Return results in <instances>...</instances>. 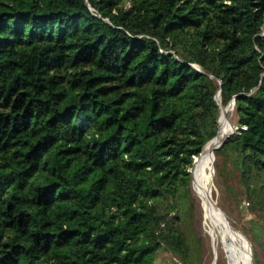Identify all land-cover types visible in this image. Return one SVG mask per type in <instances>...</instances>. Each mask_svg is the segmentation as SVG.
<instances>
[{
  "label": "trees",
  "instance_id": "1",
  "mask_svg": "<svg viewBox=\"0 0 264 264\" xmlns=\"http://www.w3.org/2000/svg\"><path fill=\"white\" fill-rule=\"evenodd\" d=\"M218 89L217 174L264 220V0H0V264H199Z\"/></svg>",
  "mask_w": 264,
  "mask_h": 264
},
{
  "label": "rangeland",
  "instance_id": "2",
  "mask_svg": "<svg viewBox=\"0 0 264 264\" xmlns=\"http://www.w3.org/2000/svg\"><path fill=\"white\" fill-rule=\"evenodd\" d=\"M226 105L222 104V107H225ZM233 109L234 108L232 107L230 111L226 114L228 120L227 132L230 131L233 127V133H235L239 125H236L235 123V114ZM198 156L199 155H197V157ZM217 157L218 156H216L214 152L212 175L214 200L218 208L224 215L225 219L232 224L235 230L240 232L246 238V241L250 247L249 249L251 254V264H264V247L260 246L261 241L264 242V220L256 213V211L250 208V205H248L246 200H244V196H241L235 190V187H231L230 189V185L234 183L230 181V179L233 178L232 176L227 175L226 180H222V178L217 174V170L215 167V161L217 160ZM194 163L192 164V166L189 167V171L191 173V189L193 194L192 196L195 200L194 206H191L194 209V214L192 216V235L195 244V254H197L198 256L197 260H199V264H211L212 253L210 250L209 236L206 231V226L203 217L204 212L200 198L193 184ZM222 167L223 166L221 164V168ZM238 256V262L239 264H242V258L240 257L239 252ZM154 263L174 264L171 261L170 253H168L165 249L158 250ZM215 264H228L226 254L222 247L218 250Z\"/></svg>",
  "mask_w": 264,
  "mask_h": 264
},
{
  "label": "bare ground",
  "instance_id": "3",
  "mask_svg": "<svg viewBox=\"0 0 264 264\" xmlns=\"http://www.w3.org/2000/svg\"><path fill=\"white\" fill-rule=\"evenodd\" d=\"M231 108L232 104L230 101L228 105L221 107L218 117V136L205 143L200 155L194 159L195 163L193 165V184L204 212L203 217L212 253L211 264H215L218 250L221 247L226 254L228 264H239L238 252L242 258V264H251L250 247L246 238L225 219L214 200L213 193L214 149H216L227 132L228 120L226 114Z\"/></svg>",
  "mask_w": 264,
  "mask_h": 264
},
{
  "label": "water",
  "instance_id": "4",
  "mask_svg": "<svg viewBox=\"0 0 264 264\" xmlns=\"http://www.w3.org/2000/svg\"><path fill=\"white\" fill-rule=\"evenodd\" d=\"M220 84H221V81H220ZM219 91H220V89H218V90L216 91L215 99H216L217 102L219 103V105H220V110H221L222 103H221V100H220ZM230 102H231L232 107H233V105H234V98L231 99ZM232 125H233V124H232ZM233 132H234V128L232 127L231 130L228 131V132L225 134L224 138L221 139V142L218 144V146H217L216 148L220 147V145L225 141V139H226L230 134H232ZM218 133H219V125H218V129H217L216 134H215L211 139L216 138V137L218 136ZM204 146H205V145H204ZM203 148H204V147H203ZM202 150H203V149H202ZM200 153H201V152H200ZM199 155H200V154H199ZM193 163H194V162H193Z\"/></svg>",
  "mask_w": 264,
  "mask_h": 264
},
{
  "label": "built area",
  "instance_id": "5",
  "mask_svg": "<svg viewBox=\"0 0 264 264\" xmlns=\"http://www.w3.org/2000/svg\"><path fill=\"white\" fill-rule=\"evenodd\" d=\"M244 127V126H243ZM196 157V156H195Z\"/></svg>",
  "mask_w": 264,
  "mask_h": 264
}]
</instances>
